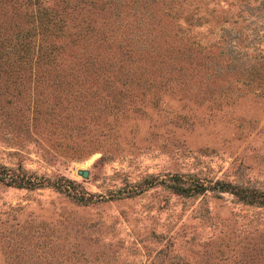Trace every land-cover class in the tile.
I'll use <instances>...</instances> for the list:
<instances>
[{"label":"rangeland","instance_id":"1","mask_svg":"<svg viewBox=\"0 0 264 264\" xmlns=\"http://www.w3.org/2000/svg\"><path fill=\"white\" fill-rule=\"evenodd\" d=\"M190 2L200 22L167 28L230 41L243 64L227 67L218 45L219 75L204 77L200 54L183 75L88 90L58 76L83 68L80 40L43 41L37 14L112 33L111 14L90 0H0V264H264V0ZM86 41L105 54L110 40ZM49 42L63 46L54 61ZM27 180L39 183H15Z\"/></svg>","mask_w":264,"mask_h":264},{"label":"trees","instance_id":"2","mask_svg":"<svg viewBox=\"0 0 264 264\" xmlns=\"http://www.w3.org/2000/svg\"><path fill=\"white\" fill-rule=\"evenodd\" d=\"M64 1L66 0H62V2ZM190 1L98 0L95 4L93 0H90L92 5L108 12L109 15L111 14L109 29L112 33H106L103 28L98 30L93 29L92 24L78 26L75 30L69 32L67 31L63 15L65 12L62 10H60L59 14L40 10L37 14L38 18L35 26L41 29L42 34H44L41 39L46 42L49 39V34L58 37V39L62 37V40L66 35L72 44L80 40L83 46L81 53H84L85 56L79 63V68H83L74 69L69 63L66 64L67 69L69 68L68 75L74 81L64 77L67 73L63 70L64 67L59 66L58 68L61 70L58 76L69 87L78 82V87L89 90L98 81L105 80L112 82L119 80V77L131 80V78L159 75L160 77L167 78L173 75L174 69H176L179 75H183V72L180 71L181 65L184 62L190 64L200 54L207 59V61L202 63L204 77L219 75L221 74V67L216 63V58L211 54V49L219 44L217 45L216 43L215 45V42L207 40V38H205V43H202L200 42V37L196 38L192 32L187 34L184 30L180 32V30L167 28L166 20L174 21L178 17L187 23V30L190 29V26L200 22L201 17L197 14V4H192ZM51 16L57 17L55 21L50 22L52 20ZM115 29L116 31H114ZM26 35L29 36L30 32L27 33L26 31ZM27 36L17 41V43H9V45L15 50H25L27 47ZM89 38L92 39L91 43L99 42L98 44L101 46L104 42L110 40L107 44L103 45L104 50L107 52L102 54L100 51L95 52L91 47H87L89 43L86 40ZM223 45L225 44L220 43L218 46V54L221 59L226 60L230 64L227 67L243 64L244 58L233 48L232 42H227L224 47ZM44 47H48L49 50L46 51L45 49V52H41V55L51 58V61L55 60V52L58 48L59 50H63V46L60 44L55 45L53 42H49V45H44ZM117 50L118 56L115 55V51ZM208 61H210V64ZM57 63L61 62L57 61ZM175 65H178V67ZM189 72L192 75V71L190 70ZM72 89L80 90L77 88ZM91 93H94V91H91ZM171 177L173 178V176ZM15 183L17 185H34L39 182L27 180L16 181ZM51 183L53 184V182ZM169 186L177 192H186L191 188L185 184L174 182L169 183ZM223 186H225L223 183L219 185L222 188ZM233 192L239 198L245 200L254 199L251 196L252 194L243 188L238 187ZM76 198L78 200L84 199L80 195Z\"/></svg>","mask_w":264,"mask_h":264},{"label":"water","instance_id":"3","mask_svg":"<svg viewBox=\"0 0 264 264\" xmlns=\"http://www.w3.org/2000/svg\"><path fill=\"white\" fill-rule=\"evenodd\" d=\"M76 172L81 174L82 176H86L87 175V170L86 169L78 168V169H76Z\"/></svg>","mask_w":264,"mask_h":264}]
</instances>
